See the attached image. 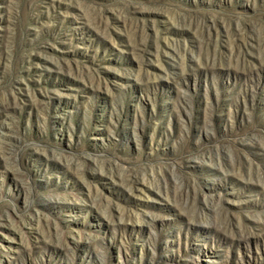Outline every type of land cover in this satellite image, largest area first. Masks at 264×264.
I'll return each instance as SVG.
<instances>
[{
	"label": "rangeland",
	"instance_id": "1",
	"mask_svg": "<svg viewBox=\"0 0 264 264\" xmlns=\"http://www.w3.org/2000/svg\"><path fill=\"white\" fill-rule=\"evenodd\" d=\"M0 264H264V0H0Z\"/></svg>",
	"mask_w": 264,
	"mask_h": 264
}]
</instances>
